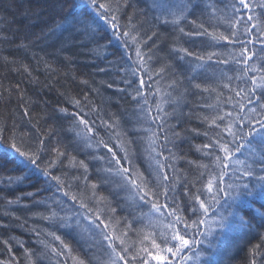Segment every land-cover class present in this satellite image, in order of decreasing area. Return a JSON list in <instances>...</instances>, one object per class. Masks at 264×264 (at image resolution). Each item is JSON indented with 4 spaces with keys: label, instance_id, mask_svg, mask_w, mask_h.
<instances>
[{
    "label": "snow or ice",
    "instance_id": "6c2138e0",
    "mask_svg": "<svg viewBox=\"0 0 264 264\" xmlns=\"http://www.w3.org/2000/svg\"><path fill=\"white\" fill-rule=\"evenodd\" d=\"M145 2L140 8L134 0H61L63 19L34 38L27 32L17 36L20 30L10 29L8 17L0 15L5 24L0 45L31 51L36 41L54 39L59 47L52 45L48 55L65 65L95 53L109 65L97 64V73L109 75L114 66L119 77L103 87L116 86L115 95L144 117L122 121L83 92L59 93L63 102L53 114L33 116L19 83L7 89L0 84V103L11 104L15 93L28 129L18 128L14 112L0 119V144L7 142L13 171L22 173L0 179V192L30 182L31 170L44 181L34 192L0 195V200L11 207L31 199L24 207L38 209L35 215L47 224L31 228L34 247L0 234V264H70L75 250L58 232L72 236L89 254L77 264H199L205 255L201 245L212 235L210 213L220 229L255 233L259 242L250 245L244 264H264V0ZM197 40L200 44L191 47ZM165 42L166 57L159 55ZM108 49L115 62L107 60ZM17 64L18 74L31 77L27 65L5 57L10 71ZM44 66L58 71L47 62ZM82 83L100 95L88 80ZM149 95L159 96L155 107ZM187 97L211 102L177 115L182 100L190 107ZM40 119L52 123L38 126ZM169 119L177 123L169 125ZM188 121L201 127H183ZM177 128L206 141L194 145L199 156L188 161L194 165L191 177L176 167L182 159L173 150L182 139ZM62 133L72 140L66 143ZM70 149L87 156L88 163ZM11 218L20 219L11 211L0 213L5 233L12 225L4 220Z\"/></svg>",
    "mask_w": 264,
    "mask_h": 264
},
{
    "label": "trees",
    "instance_id": "16d2710c",
    "mask_svg": "<svg viewBox=\"0 0 264 264\" xmlns=\"http://www.w3.org/2000/svg\"><path fill=\"white\" fill-rule=\"evenodd\" d=\"M9 0H0V15H6L8 17V26L12 30L19 29L20 31L17 36L23 35L27 32L31 37L35 36H45L49 28L54 27L56 24L60 23L63 19V15L60 14V3L61 0H16L15 5L8 8L6 5ZM77 3L80 0H76ZM138 7L145 8L147 4L145 0H134ZM175 2V0H173ZM131 11V10H130ZM67 8H65V13ZM5 27L4 23H0V28ZM67 35V34H65ZM59 47V44L55 42L54 39L44 40L40 39L36 41L35 46L31 51H25L22 49H16L14 47L9 48L6 45H0V84L3 85L5 89L14 87L17 83L21 85L27 93L28 98L32 102V109L30 115L38 117H46L53 114V110L56 108L57 104L62 105V97L59 93L66 92L67 94H76L78 92H83L90 98L97 101L103 108H106L109 112L116 113L120 116L121 120H132L135 121L138 117L144 119L141 113L134 111L135 106L126 100L120 99L118 95H115V87L113 89H105L103 87V82L110 83L115 77V67L113 66L112 73L105 75L103 73H97V64L100 67L109 66L106 62H102L96 58V54L91 55H79L72 64L65 65L62 60H58L52 55H48L54 51V45ZM116 50L118 52L122 51L120 46L115 41L113 42ZM200 41L197 40L195 45L191 47H197ZM169 42H165L161 45V51L159 55L165 56L168 52ZM189 46V45H185ZM112 49H108L107 60L115 62L116 57L111 55ZM35 54V56L33 55ZM103 57V52L100 53ZM5 57H14L17 61L24 65H27L31 71V77L26 73L18 74L14 69L19 66L12 65L13 70H9L8 67L4 66ZM44 62L51 65L52 69H58V71H51L45 68ZM231 75V72H229ZM31 80V82H29ZM88 80L90 86L93 88H98L100 90V95L94 96L88 91L82 81ZM95 81V83H92ZM160 86V85H158ZM147 87V86H146ZM155 91V88H153ZM228 93L225 92V95ZM187 102H189L190 107H184L185 101L180 102V107L176 108V114L179 115L181 112L187 113L191 110V106L195 104H204L211 102V99H201L199 97L193 99L192 97H187ZM159 96L149 95V101L153 107L158 102ZM118 102V103H117ZM27 106V105H25ZM165 111L171 113L172 109L165 106ZM10 112H14V120L17 126L22 131H28L25 128L26 120L22 118L20 111L17 109V101L15 98V93H13V100L11 104L0 103V119H7ZM155 114V113H153ZM35 123V121H33ZM44 123L51 124V120L45 121L40 119V125ZM177 123L174 119H169V125H175ZM128 126V125H126ZM149 125L145 124L144 127ZM185 128H200L201 125L196 121H188L183 125ZM178 132L182 133V139L177 140V147L173 149L179 157L176 163L178 171L187 173L190 177L194 175L191 169L194 167L190 166L188 161L198 159L199 154L196 153L194 145L206 142L202 137L190 136L187 133H183L181 128L176 129ZM62 136L65 142H70L72 140L71 134H63ZM169 147H172L169 145ZM73 156H77L78 159L84 160L88 163V157L83 154H78L75 150L70 149ZM167 155V153H165ZM13 154L9 148L7 142L0 144V179L7 176L17 177L22 173L20 171H13ZM207 162V161H205ZM139 163V161H137ZM90 168L93 167L92 164L89 165ZM96 168L101 167L100 164L95 165ZM143 167V165H141ZM32 175L31 181L25 180L23 183L14 184L11 191L0 192V195L8 196L9 198H14L15 196H20L23 193L34 192L36 189L44 186V181L40 179V174L35 173L34 170L30 171ZM95 180L96 177L92 176ZM101 193L106 194L105 190L101 188ZM50 195V193H44V196ZM37 199H43V196L37 197ZM31 199L24 198L19 204H15L11 207H6L5 202L0 200V213L11 211L15 216L20 217L19 220L15 218L5 219V223H11L12 227L10 233H5L4 229H0V234L7 238L10 234L14 240L20 242H26L27 247H34L33 239L31 233L32 227L46 228L47 224L41 223L38 217L35 215L39 210L35 208H26L25 205L31 204ZM142 211L148 212L147 207L143 208ZM164 223H167L165 221ZM163 225H161V229ZM207 228L211 230L212 235L207 237L209 243L201 245L202 252L205 255L201 256L199 264H205L206 261L211 260V264H244L246 257L248 256V249L252 243H258L259 239L255 233L249 235H240L236 231L229 232L227 229H220L214 222L213 215L210 213L208 217ZM66 243H69L74 248L73 257L75 259L70 260V264H77L78 259L88 258V253L77 244L76 240L72 236L66 235L63 232H58ZM159 242V240H158ZM86 247V246H85ZM215 253L213 257L209 258L206 253L211 251ZM2 246H0V251H2ZM17 255H20L19 250ZM193 264H196L194 261Z\"/></svg>",
    "mask_w": 264,
    "mask_h": 264
}]
</instances>
